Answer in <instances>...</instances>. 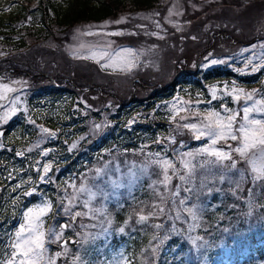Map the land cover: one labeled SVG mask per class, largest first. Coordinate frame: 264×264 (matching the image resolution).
<instances>
[{
  "label": "rangeland",
  "instance_id": "rangeland-1",
  "mask_svg": "<svg viewBox=\"0 0 264 264\" xmlns=\"http://www.w3.org/2000/svg\"><path fill=\"white\" fill-rule=\"evenodd\" d=\"M2 1L6 2V0H0V6ZM241 4L236 5L229 0H152L151 7L143 8L145 10L129 9L125 13L119 11L116 16H108L98 21L77 22L66 30V40L63 37L55 40L48 38L44 44L34 41L27 48L13 51L12 47H10L11 51L0 48V82L9 83L16 89L8 93L4 100H0V116L4 115L6 109L16 108V112L7 120L14 117L16 113H21L24 121L28 122L27 127L32 130L27 131L28 133L24 136H18L17 134L21 135L19 128L13 131L17 136L6 135L2 138V125L5 122L0 121V147L6 146V141L11 145V142L15 143L16 153L23 152L20 156L25 155V159H28L31 164L27 176L19 177L10 186L14 188L19 184L20 187L16 189L18 193L19 190L24 192L31 188L37 189V198L26 204L20 220L12 227L10 238L21 223L23 212L47 197L52 200L55 211L44 218L45 226H51L60 231V225H71L62 230L61 241L47 244L46 255L54 256L57 252L62 253L59 257H55L56 264H73L74 260L76 264H82L88 235L98 230L108 240L111 234L120 233V228L124 229L122 233L129 232L131 229H148L151 234L149 245L153 255H158L157 244L160 245L161 239L174 236L186 244V252L194 254L195 251L201 252L207 244L204 238L206 235L199 232H208L211 229L202 213L206 209H204L205 204L209 200L213 201L211 198L213 194L217 203L226 202L230 205L236 202L233 207L235 212L240 204L251 205L252 195L264 191V182L262 185L260 181L253 182L251 165L238 157L236 169H225L220 165L198 166L194 178L187 184L173 176L167 191L163 184L158 183L163 178L161 169L151 161L158 159L152 154L160 152L172 160L183 173L184 169L177 158L178 153L197 149L208 140L206 137L195 140L187 130L177 131V125L186 121H181L179 116L170 119L173 115V106L176 110L181 108L186 110L180 111L179 115L189 116L187 122H196V117L190 115V112L196 110L206 114L205 109L216 108L224 114L221 104L239 109L251 102L243 100L233 102L230 96L224 95V92L229 91L234 84L246 92L255 89L253 102L261 99L264 96V68L259 70L263 72L261 79L250 84L235 77L229 79L218 77L205 82L206 84L204 83L205 85L200 88H193L188 84L178 85L165 98L154 99L150 96L146 98L150 91L164 86L175 73L179 74L181 70L205 69L203 67L207 63L205 58L225 61L220 65L231 67L238 75L250 74L251 65L246 67L248 58L254 57L253 63H260V57L264 56V47H262L264 46V35H262L264 33V0H247ZM169 8H173V15L170 17ZM177 12L180 14L177 15ZM121 16L127 19L121 24L111 23ZM169 20L172 22L170 23ZM105 21L109 23L105 25ZM157 22L160 25L159 28L156 26ZM116 32L122 34H113ZM152 32L158 35H151ZM108 43H111L112 48L116 50L132 48L139 57L137 67L131 72H122L108 67L102 69L101 64H107L106 58L100 59L99 62L83 58L90 56L93 52L108 50L104 48V45ZM40 47L48 51L42 53ZM244 49L247 51H243ZM236 69L244 71L238 72ZM35 72L45 76H48L47 72L51 74L53 82L43 81V84L58 86L68 82L69 85L71 84L68 87L73 88L75 92L69 97L63 95L53 105L47 102L44 109L42 108L39 117L43 119L49 115L52 116L54 120L50 121L51 124L43 120H34V115L29 114L25 90L19 89L31 83ZM13 81L18 83H12ZM225 85L228 87L225 88ZM211 87L217 89V99H212ZM17 97H19L18 100H16ZM13 100H16L15 104L12 103ZM198 100L201 102L197 103ZM209 100L212 101L211 104L207 103ZM117 101L124 102V106H127L126 110L118 114L115 111ZM147 101L149 103L145 104ZM66 109L71 111L73 117L78 119L84 117L85 127L79 130L76 127L77 123L69 125V113ZM260 115L257 114L258 118ZM129 121L133 123L130 124ZM95 124L102 125L101 129L94 130ZM41 125L56 132V136L47 137L42 134L39 127ZM120 126L126 127L123 130L125 139L131 136L139 143L136 149L131 147L121 150L104 147L98 156H94L90 162H84L82 170L80 168L72 173L60 172L68 166V161L75 157L77 150L83 145L82 142L89 139L88 133L91 137L98 136L112 127V132L118 133L120 137ZM170 135L176 137L175 143H170L166 139ZM106 136L109 137L108 132ZM116 140L114 139L112 143ZM157 140L161 143H156ZM118 142L120 143L119 140ZM229 143L235 145V142L229 141ZM73 144L76 147L69 151ZM224 147L227 150V146L224 145ZM46 149L49 150L47 154L40 155ZM206 159L213 158L201 155L194 159L193 163L199 165ZM75 162L76 166L82 165L78 161ZM44 164L51 166L47 173L49 183L40 181L38 175L43 172ZM20 168L16 170L17 173ZM97 168L103 170L99 176L96 175ZM169 174L171 175V171ZM215 174L218 178L222 174L226 178H229V175L232 176L229 179L236 180L233 187L237 191L234 194L223 191L228 184L222 185L214 180ZM2 175L7 180H13V175L9 178V171ZM240 183L248 187L247 192H240V187L237 189V184ZM81 185L95 193V196L89 200L88 208L83 207V202L88 200L87 193L78 191ZM140 185L146 187L147 192L144 195L133 194L135 188L137 191L141 190ZM176 185H181V188L179 194L172 197L170 193L176 191ZM185 188L190 190L185 191ZM72 195L78 198L72 204V211L87 213L75 220L70 219L58 203L61 198H64V204H68L67 197ZM162 196L165 198L163 203ZM181 199L185 200L184 205L179 203ZM6 204L8 203L4 202L0 205V223ZM123 204L129 205V214L117 224L115 212ZM193 205H195V219L192 214L185 211V208L193 207ZM160 207L165 209L163 214L159 212ZM140 215L146 216L147 219L139 221ZM172 215L176 217L175 221L180 226L176 231L172 229L174 226ZM178 215L179 218H177ZM9 243L10 241L3 244L0 242V261L7 262L11 257L12 249ZM64 244L66 248L61 247ZM103 257V264H130L131 260L123 243L109 245ZM150 258L152 259V256ZM213 263L224 264L220 253L216 254ZM248 264H264V257L250 261Z\"/></svg>",
  "mask_w": 264,
  "mask_h": 264
},
{
  "label": "trees",
  "instance_id": "trees-1",
  "mask_svg": "<svg viewBox=\"0 0 264 264\" xmlns=\"http://www.w3.org/2000/svg\"><path fill=\"white\" fill-rule=\"evenodd\" d=\"M229 1L236 5H242L241 2H247V0ZM151 3L152 0H6L5 3L2 1L0 6V48L11 51L10 47H12L13 51L24 47L27 48L34 41L44 44L48 38L55 40L63 37L65 39L66 30L71 25H76L77 22L98 21L108 18V16H116L119 11L125 13L129 9H134V11L145 10L151 7ZM40 51L45 53L48 50L40 47ZM262 73L257 71L255 73L250 72L247 75H238L231 67H225L220 64L201 70L200 68H195L194 71L181 70L179 74L175 73L172 79L164 86L150 91L146 98H149V96L154 99L165 98L178 85L188 84L190 87L200 88L206 84L205 82L218 77L224 79L235 77V79H242L245 83L250 84L251 82L259 81L264 74ZM47 74L48 76H45L35 72L37 76L33 75L31 83L19 89L20 91L25 90V100H27L28 110H30L29 114L34 115V120H43L51 124L52 116L49 115L43 119L39 117L42 108L44 109L47 102L53 105L63 95L69 97L75 92L73 88L68 87L71 85L68 82L60 84L61 86H49L46 83H52L53 81L51 74L49 72ZM43 81L46 83L43 84ZM130 99L133 100V98ZM137 101L140 102L139 100ZM117 103L116 114L127 109V106H124V102L117 101ZM148 103L149 101L145 104ZM67 111L69 113V125L77 123L76 127L79 130L85 127L84 117L78 119L72 116L71 111ZM27 123L24 121L23 114L16 113L14 117L2 125V138H5L6 135L8 137L26 135L27 131H32L27 127ZM19 128L21 135H16L13 131ZM120 128V137H118V133L112 132V127L106 131L109 137L106 136V132L98 136L93 135L92 137L88 133L89 139L82 142V148L80 147L77 150L75 157L70 159L68 166L64 167L60 172L72 173L80 168L82 170L84 162H90L94 156L99 155V152L104 147L121 150L131 147L136 149L139 146L136 139H132L131 136L125 139L123 130L126 127L120 126ZM114 139L117 140L112 143ZM6 143V146L0 147V187H2L0 205H3L4 202L8 203L4 207L2 222L0 223V242L2 244L8 242L11 228L20 220V214L26 204L37 198L36 193L30 196H23L22 190H19L18 193L17 190L13 191L10 186L19 177L25 178L27 176L31 169V164L28 159H25V155L16 157L15 143L11 142L12 145L7 141ZM75 161L82 163V165L76 166L74 164L76 163ZM18 167L21 168L17 173ZM8 171L13 175V180H7L2 175ZM230 175L228 176L229 178L232 177ZM214 177V180L220 182V184H228L223 191H227L229 194H234L237 191L233 187L236 180L226 178L224 181H220L216 174ZM239 187L240 192H247L248 187L244 183H240ZM139 189L141 190L137 191L135 188L133 194L144 195L147 192V188L143 185H140ZM211 198L213 201L209 200L205 204L204 209H206L202 213V216L204 215L205 219L208 220L211 229L208 232H199L206 235L204 238L207 242L201 252L195 251L194 254L186 252V244L173 235L174 237L172 238L161 239L160 245L156 243L157 247L159 246L158 255L156 256L151 251L149 245L151 234L146 228L131 229L129 232H118L115 235L111 234L108 240L98 230H95L86 238L87 244L82 256V264H102L104 259L102 256L106 252L108 245H118V243H123L126 247L129 256H131L130 264H214L213 259L218 253L223 257L224 264H248L250 261L264 257V191L252 195L251 205L240 204L236 212L233 208L236 202L230 205L226 204V202L217 203L214 199L215 194ZM115 214V221L118 224L124 217L128 216L129 205H121L117 208ZM175 218L172 215L174 222L172 229L176 231L180 226L175 221ZM150 256H152V259Z\"/></svg>",
  "mask_w": 264,
  "mask_h": 264
},
{
  "label": "snow or ice",
  "instance_id": "snow-or-ice-1",
  "mask_svg": "<svg viewBox=\"0 0 264 264\" xmlns=\"http://www.w3.org/2000/svg\"><path fill=\"white\" fill-rule=\"evenodd\" d=\"M175 7V5H174ZM158 14V13H157ZM169 17L173 15V8L168 9ZM179 15L180 13H176ZM148 19L149 17H143ZM125 19L124 16H121L119 19L112 21L111 23L121 24ZM167 19V17H166ZM171 23L172 21L169 20ZM109 22L105 21V25ZM156 26L159 28L160 25L157 22ZM143 27V26H140ZM79 31V30H77ZM115 35H120L122 33L116 32ZM135 34V33H129ZM151 35H158L156 32L150 33ZM163 39V37H160ZM83 47V45L81 46ZM255 47V46H253ZM264 47V46H262ZM106 51L93 52L90 56L83 57L84 59H93L99 62L100 59H107V64H101V68H113L118 69L122 72H131L135 67H137V61L139 57L132 48H119L118 50L113 49L111 43L104 45ZM243 51H247L244 49ZM207 63L203 67L207 68L211 65L225 63L223 60H215L205 58ZM254 57H249L246 63V67L251 65V72L255 73L261 68H264V56L260 57V63H253ZM238 72L244 71L243 69H236ZM12 83H18L13 81ZM228 85H225L227 88ZM16 91L15 88L11 87L9 83L0 82V100H4L8 93ZM223 91V90H222ZM212 99H217V89L215 87L210 88ZM256 94V90L253 89L251 92H246L243 88L238 86H233L229 91H225L224 95L230 96L233 102L236 101H246L251 103H246L243 107L239 109L229 108L226 104H221L220 107L223 109L224 114H221L216 108H207L204 110V113L199 110L190 112L191 116L196 117V122H187L189 116L179 115L180 111H186L181 108L179 110L175 109L173 106V115L170 119H175L179 116L181 121H186L182 124L177 125V131L187 130L191 133V136L195 140H201L207 138L208 142L203 144L201 147L190 150L183 153H178L177 158L179 159L181 167L184 169L182 173L180 168H177L172 160L163 156L162 153L157 152L152 155L158 157V159L151 161L157 167L161 169L162 180L158 183L163 184L165 191L168 190L173 176L178 177L182 182L190 183L195 176V170L199 167H204L206 165H220L225 169H236L237 168V157L240 160L245 161L247 164L251 165L252 169V181L253 182H264V96L261 99L255 100L253 102V97ZM19 97L16 98L18 100ZM16 100H13L12 103L15 104ZM200 103L201 101H196ZM187 103V102H185ZM208 104H211L212 101H207ZM16 108L6 109L3 116H0V121L6 122L10 115L16 112ZM257 114H261L258 118ZM30 123H35V121H30ZM133 123V121H129ZM40 127V132L47 137H55L56 132L51 131L48 128ZM102 125L95 124L94 130L101 129ZM170 143L176 142V137L170 135L166 138ZM229 141L235 142V145L229 143ZM156 143H161L160 140H157ZM224 145L227 146L225 150ZM76 145L73 144L69 151H72ZM49 150L41 152L40 155H46ZM175 152V149H173ZM16 155H23V152H17ZM204 155L213 159L203 160L199 165L193 163V160ZM260 162L259 164L257 162ZM227 162V163H225ZM50 164L43 165V172L39 173L40 181L49 183L50 179L47 173L50 171ZM102 169H96V175L99 176L102 173ZM171 171V175L169 172ZM9 178H11V173H9ZM220 181L226 179L225 175L219 176ZM39 182V181H38ZM20 185H16L13 188V191H16ZM176 191L170 193L172 197H175L179 194L181 185H176ZM239 184H237V189ZM185 191L190 189L185 188ZM80 193H87L88 200L83 202V207L88 208L89 200H91L95 193H93L89 188H86L84 185L78 189ZM211 191V189H209ZM37 192L36 188H31L28 191L22 193L23 196H30ZM69 203L64 204V198H61L58 202L59 205L63 207V211L66 215L70 216V219L75 220L77 217L87 215L86 212L81 211H72V204L77 201V196L72 195L67 197ZM165 198L161 197V202L163 203ZM181 205L185 204V200L181 199L179 201ZM195 205L193 207L185 208V211L192 214L193 219L196 217L194 211ZM55 211L53 202L50 198L45 197L40 203L33 205L32 207L27 208L21 217V223L19 224L16 231L12 234L10 238L9 246L12 249L11 257L7 262L0 261V264H56L55 257H59L62 253L57 252L53 255H46L48 252L47 244L49 243H58L63 239L62 230L67 227H71L70 224L60 225V231L53 229L51 226H45V217L52 214ZM165 209L163 207L159 208V212L163 214ZM152 213H150L151 215ZM179 218V215L177 216ZM147 217L140 215L139 221L146 220ZM111 223V221H108ZM159 227V225H157ZM120 232H123L124 229L120 228ZM200 239V237H196ZM195 243V240H193ZM61 247L66 248V244L61 245ZM66 254V253H65ZM73 264H76L74 260Z\"/></svg>",
  "mask_w": 264,
  "mask_h": 264
}]
</instances>
